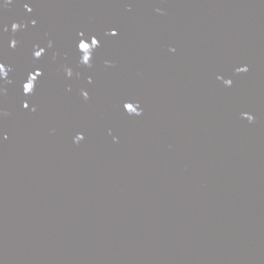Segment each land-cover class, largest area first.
I'll use <instances>...</instances> for the list:
<instances>
[{"label": "water", "instance_id": "1", "mask_svg": "<svg viewBox=\"0 0 264 264\" xmlns=\"http://www.w3.org/2000/svg\"><path fill=\"white\" fill-rule=\"evenodd\" d=\"M0 264H264V0H0Z\"/></svg>", "mask_w": 264, "mask_h": 264}]
</instances>
